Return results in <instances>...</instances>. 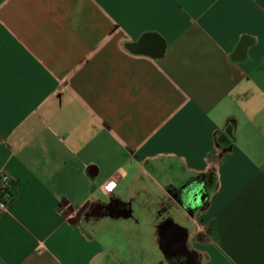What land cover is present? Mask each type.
Here are the masks:
<instances>
[{"label": "crops", "instance_id": "1", "mask_svg": "<svg viewBox=\"0 0 264 264\" xmlns=\"http://www.w3.org/2000/svg\"><path fill=\"white\" fill-rule=\"evenodd\" d=\"M0 173V264H264V0H0Z\"/></svg>", "mask_w": 264, "mask_h": 264}, {"label": "flooded vegetation", "instance_id": "2", "mask_svg": "<svg viewBox=\"0 0 264 264\" xmlns=\"http://www.w3.org/2000/svg\"><path fill=\"white\" fill-rule=\"evenodd\" d=\"M191 195L195 197V195L199 194L198 188H193L191 190ZM112 209H119L117 204H111ZM121 210V209H120ZM166 238L164 241L165 249L168 253L175 255L172 259L171 264H196V255L190 250L182 249L180 246V240L182 238L181 233L177 230H168L166 232Z\"/></svg>", "mask_w": 264, "mask_h": 264}, {"label": "rangeland", "instance_id": "3", "mask_svg": "<svg viewBox=\"0 0 264 264\" xmlns=\"http://www.w3.org/2000/svg\"><path fill=\"white\" fill-rule=\"evenodd\" d=\"M140 251H141L140 249L132 250L130 248H124L121 254V258L123 260L128 261L127 262L128 264H140V262H143L142 264H168L167 260H165V258L161 255V253L159 256L158 254H156L155 249H153L152 247L146 248L145 246V248L142 249L143 255L141 256L139 254Z\"/></svg>", "mask_w": 264, "mask_h": 264}, {"label": "built area", "instance_id": "4", "mask_svg": "<svg viewBox=\"0 0 264 264\" xmlns=\"http://www.w3.org/2000/svg\"><path fill=\"white\" fill-rule=\"evenodd\" d=\"M117 177L110 180L108 183L101 187L103 194L108 195L111 192L112 187L116 184ZM11 178L6 173H0V212H2L9 201V188L11 186ZM109 185H112L110 188Z\"/></svg>", "mask_w": 264, "mask_h": 264}, {"label": "water", "instance_id": "5", "mask_svg": "<svg viewBox=\"0 0 264 264\" xmlns=\"http://www.w3.org/2000/svg\"><path fill=\"white\" fill-rule=\"evenodd\" d=\"M166 237H167V236H166ZM166 240H167V238H166ZM165 242H166V241H165ZM180 246H181L182 249H185V246H184V244H183V241L180 242Z\"/></svg>", "mask_w": 264, "mask_h": 264}, {"label": "snow or ice", "instance_id": "6", "mask_svg": "<svg viewBox=\"0 0 264 264\" xmlns=\"http://www.w3.org/2000/svg\"><path fill=\"white\" fill-rule=\"evenodd\" d=\"M109 187L111 188V187H112V185H109Z\"/></svg>", "mask_w": 264, "mask_h": 264}, {"label": "trees", "instance_id": "7", "mask_svg": "<svg viewBox=\"0 0 264 264\" xmlns=\"http://www.w3.org/2000/svg\"><path fill=\"white\" fill-rule=\"evenodd\" d=\"M186 190L188 191L189 189L187 188Z\"/></svg>", "mask_w": 264, "mask_h": 264}]
</instances>
